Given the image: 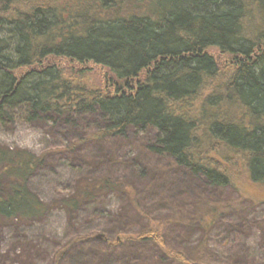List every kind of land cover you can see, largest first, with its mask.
<instances>
[{
    "label": "trees",
    "instance_id": "trees-1",
    "mask_svg": "<svg viewBox=\"0 0 264 264\" xmlns=\"http://www.w3.org/2000/svg\"><path fill=\"white\" fill-rule=\"evenodd\" d=\"M18 108L56 139L0 144V226L88 213L48 264H237L221 195L235 167L264 187V0H0V124ZM59 163L45 201L30 179Z\"/></svg>",
    "mask_w": 264,
    "mask_h": 264
},
{
    "label": "rangeland",
    "instance_id": "rangeland-1",
    "mask_svg": "<svg viewBox=\"0 0 264 264\" xmlns=\"http://www.w3.org/2000/svg\"><path fill=\"white\" fill-rule=\"evenodd\" d=\"M91 75L97 81L101 79L98 70L92 71ZM15 111L16 121L12 130L0 124V144L18 145L40 153L56 139L52 132L46 130L44 124L29 121L23 109L18 108ZM234 170L236 171L235 184L240 189L227 188L221 196L235 200L233 207L227 209L225 213V216L232 220L230 224L234 223L237 226V229L232 226V229L237 230V232L233 231L235 232V239H233L237 241L235 244L238 246L235 251V263L264 264V187L249 182L239 168L235 167ZM74 175L72 167L59 163L39 169L31 177L30 186L43 200L51 201L56 195L55 185L72 180ZM240 191L243 194L238 199ZM100 202L115 212L121 209L120 199L116 193L106 195ZM87 215V211H80L71 216L64 208L56 207L44 219L22 226L18 231L12 226L2 225L0 226V252H10L9 254L13 256L15 253L24 251V245H18L16 251L14 249L22 239L17 235L23 234L27 236V242H29L27 244H30L26 246L25 254H31L35 264H48L55 246L66 239L71 220L79 223L84 221ZM202 235L203 231L195 228L189 233V241L195 244ZM209 246L214 249L215 257L221 256V250L215 249L212 242H209ZM15 259L19 262L17 255Z\"/></svg>",
    "mask_w": 264,
    "mask_h": 264
}]
</instances>
